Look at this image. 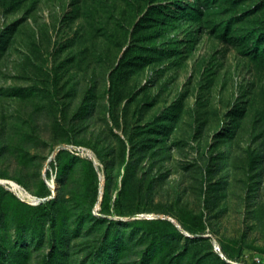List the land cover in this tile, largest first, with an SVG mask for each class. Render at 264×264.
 <instances>
[{"label":"rangeland","instance_id":"1","mask_svg":"<svg viewBox=\"0 0 264 264\" xmlns=\"http://www.w3.org/2000/svg\"><path fill=\"white\" fill-rule=\"evenodd\" d=\"M1 179L0 264H264V0H0Z\"/></svg>","mask_w":264,"mask_h":264},{"label":"bare ground","instance_id":"2","mask_svg":"<svg viewBox=\"0 0 264 264\" xmlns=\"http://www.w3.org/2000/svg\"><path fill=\"white\" fill-rule=\"evenodd\" d=\"M2 182H6L9 183L13 189L31 197L32 195L26 190L24 189L21 185H19L17 182H15L14 180H10V179H1ZM48 185L51 189H53L55 187L54 181L53 180H49L48 181ZM102 192V191H101ZM101 194V193H100ZM99 204V202L97 203Z\"/></svg>","mask_w":264,"mask_h":264},{"label":"trees","instance_id":"3","mask_svg":"<svg viewBox=\"0 0 264 264\" xmlns=\"http://www.w3.org/2000/svg\"><path fill=\"white\" fill-rule=\"evenodd\" d=\"M126 55L127 54H126V51H125V54L122 57L124 58V57H126ZM3 188H4L3 185L0 183V190H2Z\"/></svg>","mask_w":264,"mask_h":264},{"label":"water","instance_id":"4","mask_svg":"<svg viewBox=\"0 0 264 264\" xmlns=\"http://www.w3.org/2000/svg\"><path fill=\"white\" fill-rule=\"evenodd\" d=\"M0 183L2 184L3 182L2 181H0ZM99 193H101V190H99ZM101 195V194H100ZM100 198V197H99Z\"/></svg>","mask_w":264,"mask_h":264},{"label":"built area","instance_id":"5","mask_svg":"<svg viewBox=\"0 0 264 264\" xmlns=\"http://www.w3.org/2000/svg\"><path fill=\"white\" fill-rule=\"evenodd\" d=\"M58 148H59V147H58ZM58 148H57V149H58ZM74 148H76L77 150L79 149V147H74Z\"/></svg>","mask_w":264,"mask_h":264}]
</instances>
